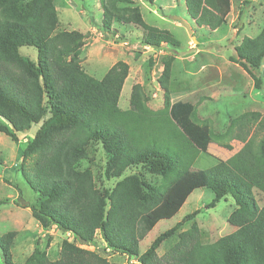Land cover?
<instances>
[{
    "label": "trees",
    "instance_id": "16d2710c",
    "mask_svg": "<svg viewBox=\"0 0 264 264\" xmlns=\"http://www.w3.org/2000/svg\"><path fill=\"white\" fill-rule=\"evenodd\" d=\"M54 1L0 0V133L17 141L19 133L37 125L20 154V169L30 160L32 171L25 179L35 199L27 206L43 229L54 227L68 235L55 258L46 255L31 264H115L83 247H96L97 233L102 250L127 256L128 264L135 258L134 264H264V205L253 197V189L264 194V112L244 111L216 129L199 113L208 97L171 101L173 93L186 87L171 78L173 55L162 59L157 79L161 106L151 108V97L135 83L129 107L121 109L128 64L116 61L100 79L84 71L85 33L57 28ZM98 3L104 29L129 25L141 31L144 45L177 52V39L167 29L147 24L133 0ZM184 7L198 27L214 31L226 23L231 0H184ZM24 47L33 48L35 58ZM229 59L264 96V22L257 34L241 38ZM232 141L242 145L231 156L204 170L193 167L210 143L231 150ZM89 145L108 154L98 182L91 168H77ZM200 186L213 192L208 207L232 197L235 207L226 221L234 231L202 243L194 221L197 210L140 251V241L159 221L173 217ZM188 221L189 227L181 229ZM15 236L16 231L0 236L3 264H17L11 256ZM171 237L174 244L159 255Z\"/></svg>",
    "mask_w": 264,
    "mask_h": 264
},
{
    "label": "rangeland",
    "instance_id": "374dc122",
    "mask_svg": "<svg viewBox=\"0 0 264 264\" xmlns=\"http://www.w3.org/2000/svg\"><path fill=\"white\" fill-rule=\"evenodd\" d=\"M133 1L138 4L147 24L171 32L179 43L177 52L167 49L166 46L160 49L146 47L142 43L141 31L129 25L118 26L114 31L104 29L101 25L98 0L54 1L58 15L57 28L76 29L85 33V45L80 54V64L84 71L100 79L116 61L121 60L128 64V75L118 102L121 109L129 107V94L135 83L141 84L144 93L151 97V108L161 106L157 79L162 71V59L173 55L175 60L171 78L186 87L183 91L173 93L171 101L197 102L203 96L208 97L200 103L199 113L202 117L210 118L216 129H223L228 117L244 111L264 112V96L253 90L252 79L247 72L229 59L234 55V46L243 36H254L261 28L264 22V0H248V3L231 0L226 23L214 31L203 26L198 27L190 19L185 12L184 0H155L153 4L144 0ZM173 17L186 20L193 33L188 34L186 28ZM192 35L196 41L192 39ZM22 51L32 58L36 56L33 48L24 47ZM177 86H180L179 83ZM36 129L37 125L34 124L26 133H19L17 141L0 133V200H5L0 205V236L8 231H16L11 256L17 264H31L46 255L48 258H55L62 239L68 237L54 227L43 229L27 206L35 199V194L25 179V176L32 175V171L27 168L30 160L25 162L23 171L20 169V154ZM232 145L233 148L227 150L217 143H210L207 151L199 154L193 167L207 169L218 160L231 156L242 144L232 141ZM87 151V158L81 160L77 168H91L98 182L104 175L108 154L99 145H89ZM131 172L130 170L117 179ZM111 182L112 180L108 183ZM213 197V192L207 187L195 188L173 217L159 221L140 241V251L143 252L158 234L197 210L194 221L199 226L202 243L214 242L234 231V227L226 221L235 207L232 197H222L213 207H208ZM253 197L258 206L264 205L262 192L253 189ZM190 221L181 229L189 227ZM95 238L96 247H83L97 250L115 264H128L127 256L102 250L104 243L99 233ZM174 242V237L164 241L158 254L162 255ZM136 262V258L131 260L133 264ZM0 264H3L1 249Z\"/></svg>",
    "mask_w": 264,
    "mask_h": 264
},
{
    "label": "water",
    "instance_id": "95a60500",
    "mask_svg": "<svg viewBox=\"0 0 264 264\" xmlns=\"http://www.w3.org/2000/svg\"><path fill=\"white\" fill-rule=\"evenodd\" d=\"M175 20H177L184 28H186V30H187V32H188V34H192L193 33V31H192V29H191V27L189 26V24H188V22L186 21V20H184V19H181L180 17H173ZM192 37V39L194 40V41H196V39H195V36H191Z\"/></svg>",
    "mask_w": 264,
    "mask_h": 264
},
{
    "label": "built area",
    "instance_id": "2783aa9c",
    "mask_svg": "<svg viewBox=\"0 0 264 264\" xmlns=\"http://www.w3.org/2000/svg\"><path fill=\"white\" fill-rule=\"evenodd\" d=\"M146 47L152 48V47H150V46H146Z\"/></svg>",
    "mask_w": 264,
    "mask_h": 264
}]
</instances>
